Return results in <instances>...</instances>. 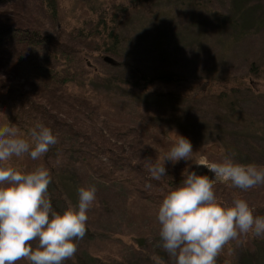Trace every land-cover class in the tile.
<instances>
[{
  "label": "rangeland",
  "instance_id": "rangeland-1",
  "mask_svg": "<svg viewBox=\"0 0 264 264\" xmlns=\"http://www.w3.org/2000/svg\"><path fill=\"white\" fill-rule=\"evenodd\" d=\"M58 1L60 18L69 26L77 25L89 13L88 0ZM92 1L103 4L106 0ZM24 2L35 9L34 0ZM120 33L122 44L116 56L93 54L87 60L88 67L95 70L90 84L98 94L95 101L108 109L103 115L134 127L160 159L174 144L175 134L189 139L193 154L188 161H178L176 169L182 173L188 168L214 178L207 168L197 165L201 155L209 162L231 156L236 163L264 166V79L251 82L252 90L247 93L216 99L218 91L235 87L233 80L244 74L250 63L264 67V0H151L127 19ZM104 57L111 58L113 64L104 62ZM138 72L173 73L182 82L161 87L159 96L139 94L121 85L120 80H132ZM213 78L226 82H219V88L208 94ZM202 84L200 91H205V96L195 91ZM229 101L234 111L225 107ZM246 116L256 120L250 134L241 132L240 123ZM251 143L263 145L253 149ZM10 163L25 172L46 167L28 154L13 157ZM141 181L140 187H148L149 183ZM79 185L71 170L62 165L48 188L53 209L62 213L69 203L73 205ZM90 185L97 189L96 199L87 212L86 234L75 241L81 264H156L153 256L164 264H175L159 246L158 208L152 209L151 215L132 213L130 202L136 197L119 181L91 176L84 187ZM216 185L221 186L217 197L226 204L239 197L249 203L254 215L264 216V184L247 191L230 183ZM75 200L76 205L78 197ZM232 241L239 264H264V242L254 243L247 234Z\"/></svg>",
  "mask_w": 264,
  "mask_h": 264
},
{
  "label": "trees",
  "instance_id": "trees-1",
  "mask_svg": "<svg viewBox=\"0 0 264 264\" xmlns=\"http://www.w3.org/2000/svg\"><path fill=\"white\" fill-rule=\"evenodd\" d=\"M34 2L35 9L24 0H0L2 125L16 126L29 140L28 134L37 123L50 128L57 142L38 160L47 167L53 180L62 165H66L80 187H84L91 176L108 182L119 181L131 196L136 197L130 202L134 208L132 213L153 214L151 210L157 209L166 194L184 179L182 172L176 169L178 162L166 161L167 175L160 180L151 179L145 159L151 158L152 163L163 162V159L143 141L134 127L103 115L108 109L95 101L98 94L90 87L95 70L87 65L88 57L93 54H118L124 23L151 0H106L103 4L88 0V15L74 26L60 18L58 0ZM247 68L233 80L235 87L218 91L216 99L247 93L252 90L251 82L260 77L264 79V67L252 62ZM120 81L121 85L139 94L150 93L152 96H159L161 87L179 86L182 82L173 73L151 75L142 72L132 80ZM219 82L226 80L211 79L206 93L219 88ZM202 86L198 85L195 91L197 95L205 96V91H200ZM152 88L156 90L151 91ZM233 105L229 101L225 107L234 111ZM255 124L254 118L246 116L240 123L241 132L250 134ZM249 145L258 149L263 144ZM140 180L144 185L149 183L150 187H140ZM219 187L215 185V193ZM73 196L75 205L78 193ZM247 236L254 243L264 242V236L256 237L251 233ZM36 243L33 242L34 248ZM234 248L233 241L226 244L216 258V264H239ZM79 251L77 248L76 256L64 264H81ZM17 264L29 262L22 259Z\"/></svg>",
  "mask_w": 264,
  "mask_h": 264
},
{
  "label": "clouds",
  "instance_id": "clouds-1",
  "mask_svg": "<svg viewBox=\"0 0 264 264\" xmlns=\"http://www.w3.org/2000/svg\"><path fill=\"white\" fill-rule=\"evenodd\" d=\"M28 135L31 140L10 123L0 126V264H17L22 259L29 264H64L77 252L75 241L86 234L87 212L97 189L78 187V203H69L62 213L55 211L48 194L50 171L41 165L25 172L10 163L24 154L37 160L57 142L51 129L40 123ZM175 136L163 162L145 159L151 179L167 175L166 161H188L193 154L190 140ZM197 165L207 168L214 178L186 168L182 182L158 207L159 246L175 264H216L223 247L239 235L264 236V216L254 215L245 199L237 197L226 204L215 193L217 183H230L244 191L264 184V166L236 163L231 156L209 162L206 155L200 156ZM33 242H37L35 248ZM152 259L164 264L158 256Z\"/></svg>",
  "mask_w": 264,
  "mask_h": 264
},
{
  "label": "water",
  "instance_id": "water-1",
  "mask_svg": "<svg viewBox=\"0 0 264 264\" xmlns=\"http://www.w3.org/2000/svg\"><path fill=\"white\" fill-rule=\"evenodd\" d=\"M104 62H106L107 64H113L112 59L109 57H104Z\"/></svg>",
  "mask_w": 264,
  "mask_h": 264
}]
</instances>
